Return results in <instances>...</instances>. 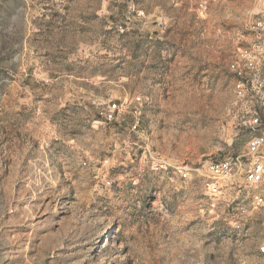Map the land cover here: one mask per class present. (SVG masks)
I'll return each mask as SVG.
<instances>
[{
  "label": "rangeland",
  "instance_id": "374dc122",
  "mask_svg": "<svg viewBox=\"0 0 264 264\" xmlns=\"http://www.w3.org/2000/svg\"><path fill=\"white\" fill-rule=\"evenodd\" d=\"M264 0H0V264H264L207 180L156 167L243 155L229 63ZM148 97L137 132L108 104ZM264 123V110L261 113ZM153 156V157H151Z\"/></svg>",
  "mask_w": 264,
  "mask_h": 264
},
{
  "label": "built area",
  "instance_id": "2783aa9c",
  "mask_svg": "<svg viewBox=\"0 0 264 264\" xmlns=\"http://www.w3.org/2000/svg\"><path fill=\"white\" fill-rule=\"evenodd\" d=\"M248 31L250 39L238 48L228 66L234 78L237 111L244 115L243 125L250 132L245 153L223 158L208 157L195 167L165 157L154 160L156 167L170 175V179L177 177L182 182L192 177L207 180L203 193L210 211L225 199L223 192L233 191L235 196L224 200L221 215L235 232H240L247 222L250 207L264 213V123L261 117L264 110V12L251 22ZM148 101V97H132L108 104L99 115L108 122L127 115L130 131L137 132L142 109ZM256 253L264 263V240L256 246Z\"/></svg>",
  "mask_w": 264,
  "mask_h": 264
}]
</instances>
